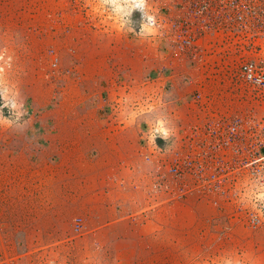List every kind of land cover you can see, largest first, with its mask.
Masks as SVG:
<instances>
[{
    "label": "crops",
    "instance_id": "crops-1",
    "mask_svg": "<svg viewBox=\"0 0 264 264\" xmlns=\"http://www.w3.org/2000/svg\"><path fill=\"white\" fill-rule=\"evenodd\" d=\"M68 19L34 32L16 0H0V47L28 113L0 125V248L74 237L111 245L123 262L160 258L167 240L210 225L211 206L166 168L189 150L187 129L242 108L225 80L242 79L239 65L212 58L211 32L179 53L169 37L128 39ZM155 125L170 136L154 143ZM159 168L172 179L155 183Z\"/></svg>",
    "mask_w": 264,
    "mask_h": 264
},
{
    "label": "rangeland",
    "instance_id": "rangeland-1",
    "mask_svg": "<svg viewBox=\"0 0 264 264\" xmlns=\"http://www.w3.org/2000/svg\"><path fill=\"white\" fill-rule=\"evenodd\" d=\"M16 1L18 2V12L26 14L28 21H30L29 27L34 32L40 31V25H54L59 15L71 19L70 22L69 19L66 22L71 27L70 24L72 21L74 22L73 18L76 17L80 19V22L75 21L78 26L85 25L98 30L111 31L117 35L125 34L128 39L139 36H145L152 40L169 37L172 41V48L183 53L187 49H180L176 45L177 38L169 31L171 28L177 27H170L172 22H181L187 19L186 30L189 31H187L188 34L194 35L192 43L195 46L202 43L200 40L198 41V38L203 32L213 33L215 43L211 47L218 50L212 57L213 59L233 61L234 65H238L241 60L249 55L246 46L238 50L237 44L233 43L234 37L232 35L226 37L223 34H216L211 30L203 29L200 27L201 20L192 22L194 18L191 0H171L170 3L164 2L163 4L156 0H144L142 5L146 11L155 14L158 19H163L164 25L161 27L149 25L147 20L141 17L139 11L142 5L139 0H134V2L129 0L128 3L125 0H115V2L109 0L108 3L104 4L105 10L102 12L93 10L97 0H91V2L89 0ZM129 4H132L131 8H129ZM117 16L120 17L119 20L115 18ZM144 25H149L152 30L145 29ZM164 31L167 34L165 36L163 35ZM204 54V52L199 53L200 56L203 55L202 60L206 59ZM0 64L4 66L0 69V116L12 122L22 121L27 118L28 113L27 109L22 111L26 105L16 95L15 90L11 89L9 76L12 68V55L4 45L0 47ZM225 80L228 95L235 96L242 105L237 113L224 117L226 120L237 116L248 119L251 116L264 113V102L255 96L258 90L250 82L244 79ZM5 104H7L6 107ZM187 133H189L188 129ZM187 133L186 136L181 137V140L184 143L188 140L189 150L192 151L194 146L192 147L191 144L194 142L190 143L191 139L188 138ZM199 137L203 138V135ZM216 165L217 163H211L206 174L209 176L217 174L220 170L215 168ZM225 166L226 170L231 168L227 163ZM211 178L214 179L213 176ZM231 178H234L232 174L224 176L227 181L222 183V187L213 185L207 188L212 184L211 182L206 185L207 189L198 187L189 190V193H195L198 199H202L212 208L209 227L193 229L192 231L193 236H196L197 231L198 235L204 236L205 242H200L199 239L198 242L193 243V236H189L187 230H184L186 236L179 237V243L169 239L162 244L161 253L159 251L160 258H152L154 255L150 253L146 260L138 261L126 255L123 262L121 261L123 259L117 260L113 256L114 252L111 251V245L105 243L84 245L71 243L74 240L72 237L49 245L26 244L22 248L16 249L12 246L6 251L0 248V264H264V225L253 226L246 222L244 210L241 207V199L228 194V192L233 191V188H237L241 181L239 179L235 185ZM166 179L170 181L172 177ZM166 179L164 178L165 181H167ZM195 183H197L196 177H188L181 181L184 189ZM222 188L227 190L223 192ZM250 256H254L252 257L254 260Z\"/></svg>",
    "mask_w": 264,
    "mask_h": 264
},
{
    "label": "built area",
    "instance_id": "built-area-1",
    "mask_svg": "<svg viewBox=\"0 0 264 264\" xmlns=\"http://www.w3.org/2000/svg\"><path fill=\"white\" fill-rule=\"evenodd\" d=\"M156 1L163 4L165 0ZM190 3L194 18L192 22L201 20L200 27L203 29L226 37L232 35L238 50L246 46L249 55L239 62V73L242 79L258 90L255 96L264 102V0H193ZM139 12L149 25H164L163 19L147 12L144 5ZM149 16L152 17L151 21ZM187 22V19L174 21L170 27H177L169 31L177 38L176 45L185 50L194 46V35L186 30ZM163 35H167L165 31ZM3 67L0 64V69ZM159 129L155 125L149 132L154 143L158 138L167 139L170 136L168 130L165 136ZM187 135L196 144L194 149L177 156L166 171L173 178L183 175L197 178L196 185L186 187L185 191L206 188L211 182L207 188L213 185L222 187V183L227 181L224 176L232 174L235 185L239 179L241 182L228 194L241 199L246 222L253 226L264 225V197L258 198L264 193V113L248 119L240 116L227 120L221 118L215 123L194 126ZM201 135L203 138L199 137ZM156 147L161 151V145ZM211 163H217L215 168L220 170L212 174L214 179L206 174ZM226 163L231 167L229 170L225 168ZM160 168L155 183L162 184L165 173ZM221 190L225 192L227 189Z\"/></svg>",
    "mask_w": 264,
    "mask_h": 264
},
{
    "label": "clouds",
    "instance_id": "clouds-1",
    "mask_svg": "<svg viewBox=\"0 0 264 264\" xmlns=\"http://www.w3.org/2000/svg\"><path fill=\"white\" fill-rule=\"evenodd\" d=\"M89 2H91V0H89ZM109 0H97V4L94 6V11H101L102 10H105L104 9V4L108 3ZM112 2H115V0H112ZM126 3L129 2V0H125ZM134 2V0H133ZM139 3L142 5L144 3V0H139ZM132 4H129V8H131ZM117 20L120 19V17H115ZM148 19L151 21L152 20V17L149 16ZM144 28L145 29H148V30H152L150 29L149 25H144ZM5 99L7 100V97H5ZM7 106V104H5V107ZM13 107H16L15 105H13ZM12 123V121L4 118V119H0V125H5V126H9L10 124ZM159 131H161L162 133H164L165 136H167V132L165 129H163L162 127L159 129ZM261 197H264V193H261V196L258 197V198H261ZM259 211V210H258Z\"/></svg>",
    "mask_w": 264,
    "mask_h": 264
}]
</instances>
